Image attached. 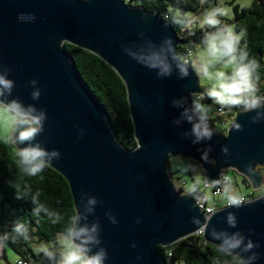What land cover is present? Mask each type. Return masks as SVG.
I'll use <instances>...</instances> for the list:
<instances>
[{"label":"water","instance_id":"95a60500","mask_svg":"<svg viewBox=\"0 0 264 264\" xmlns=\"http://www.w3.org/2000/svg\"><path fill=\"white\" fill-rule=\"evenodd\" d=\"M21 12H30L36 19L18 22ZM140 32L153 42L165 35L177 45L183 42L162 16L125 0H0V66L10 69L9 78L15 85L12 97L45 109L44 131L36 140L49 150H59V161L50 166L68 181L74 204L79 202L81 189L100 201L95 218L108 253L106 264H165L158 246L197 233L192 217L203 220L206 214L191 198H180L173 191L166 174L169 152L198 161L210 178H216L221 168L233 167L251 176L252 188L264 182L257 172L264 163V122L253 124V113L239 114L242 128L230 131L229 136L214 135L200 144L182 137L190 126L171 124L178 110L170 101L198 90L196 80L191 74L183 80L175 74L157 79L154 71L127 56L121 46L130 41L141 43ZM65 42L98 55L124 81L139 149L128 150L119 142L100 103L81 81ZM30 79H36L41 88L38 101L31 100ZM80 130L83 135L78 137ZM208 145L209 159L215 164L200 160ZM221 146L229 148L227 159ZM246 165L254 172L247 173ZM107 209L116 224L104 216ZM228 211L235 213L238 229L259 241L255 251L262 255L257 264H264V194L238 209L219 208L209 227L226 229ZM203 237L209 239L207 231Z\"/></svg>","mask_w":264,"mask_h":264},{"label":"clouds","instance_id":"9594fccd","mask_svg":"<svg viewBox=\"0 0 264 264\" xmlns=\"http://www.w3.org/2000/svg\"><path fill=\"white\" fill-rule=\"evenodd\" d=\"M79 2L87 3V0ZM164 3L162 19L179 33L183 42L177 45L168 35L153 42L140 32L141 43L130 41L121 47L136 63L154 71L157 79L173 74L178 80L190 74L194 76L198 90L170 101L171 107L178 110L171 124L179 126L184 122L190 126L181 136L191 137L192 144L210 141L214 135L229 136L230 131L242 128L237 121L239 114L253 113L250 116L253 124L264 122L261 64L248 48L246 26L234 20V9L250 8L251 0H164ZM35 19L30 12L17 14L18 22L31 23ZM9 72L7 66H0V145L11 150L18 172L35 177L48 165L58 162L60 152L55 148L49 150L36 140L44 131L46 111L12 97L15 85ZM27 86H31V100L38 101L41 95L38 81L30 79ZM82 135L83 130H80L78 137ZM220 150L226 159L231 156L227 146H221ZM210 151L211 145H208L201 152L200 160L215 164V160L209 159ZM166 158V174L173 191L180 198H191L197 207L208 205L209 214L203 220L198 217L191 220L197 226L198 235L207 231L209 239L204 238L201 243H213L215 251L234 264H257L262 254L255 249L260 248V243L237 228L233 211L225 213L226 229L209 227L211 216L218 211L217 202L223 209H238L244 204L243 185L237 179V175L244 173L233 167L221 168L216 178H210L203 165L191 157L169 152ZM245 168L247 173L254 172L251 165ZM244 179L249 186L252 184L250 175H244ZM7 183L15 200H30L29 215L35 218V225L22 216L0 225V248L23 242L37 258L35 264H106L108 253L102 246L101 225L95 218V209L100 203L97 197L81 189L78 204L75 202L71 213L65 217L51 211L40 200L39 191L29 195L27 185L11 180ZM259 190L264 192V184ZM104 216L110 223H117L110 209L105 210ZM43 219L59 225L46 239L38 235ZM135 246L133 243L132 247ZM17 264L31 262L18 260Z\"/></svg>","mask_w":264,"mask_h":264},{"label":"trees","instance_id":"16d2710c","mask_svg":"<svg viewBox=\"0 0 264 264\" xmlns=\"http://www.w3.org/2000/svg\"><path fill=\"white\" fill-rule=\"evenodd\" d=\"M125 1L128 5L141 6L160 16L165 9L164 0ZM234 13V20L247 28L248 48L261 64L260 87L264 90V0H253L250 8L242 11L234 9ZM64 47L78 69L81 81L100 103L119 142L128 150L135 149L137 141L124 81L98 55L68 42L64 43ZM9 180L22 186L27 185L30 189L29 195L39 191L40 200L45 202L51 211L65 217L71 213L74 206L73 195L68 181L59 171L48 165L35 177L24 176L15 168L11 150L5 145H0V225L8 223L15 216L25 217L29 223L35 225V218L29 215L30 200H15L7 183ZM249 195L250 198H255L253 191ZM58 227L59 225L43 219L38 228V235L46 239L57 231ZM203 239V235L195 233L169 246H158V251L165 264H234L230 258L217 253L214 244L201 243ZM7 246L20 258L35 264L37 258L32 249L23 242L9 243Z\"/></svg>","mask_w":264,"mask_h":264},{"label":"rangeland","instance_id":"374dc122","mask_svg":"<svg viewBox=\"0 0 264 264\" xmlns=\"http://www.w3.org/2000/svg\"><path fill=\"white\" fill-rule=\"evenodd\" d=\"M253 0H251L252 3ZM238 172V171H237ZM257 172L260 174L262 177V180L264 181V163L263 165H258L257 167ZM237 179L241 181L243 187H242V192L245 195V198L247 200L252 199L250 198L249 193L253 191V194L255 197H258L260 195H263L264 192H261L259 190V187L264 184V182L257 188H252V185H248L247 181L244 179V175H237ZM217 206H221L219 202L216 203ZM4 249V250H3ZM5 252V254H4ZM19 256L8 246L4 248H0V264H14Z\"/></svg>","mask_w":264,"mask_h":264},{"label":"built area","instance_id":"2783aa9c","mask_svg":"<svg viewBox=\"0 0 264 264\" xmlns=\"http://www.w3.org/2000/svg\"><path fill=\"white\" fill-rule=\"evenodd\" d=\"M179 37H180V35H179ZM180 38H181V37H180ZM180 44H181V43H180ZM249 200H250V199H249ZM249 200H247V199L245 198V202H247V201H249ZM245 202H244V203H245ZM216 207H217V209L220 208V207L217 206V205H216ZM207 208H208V205H204V206L200 207V209H201L206 215L209 214L208 211H207ZM18 260H23V261H25V262H30L29 260L24 259V258H19ZM18 260H17L14 264H17Z\"/></svg>","mask_w":264,"mask_h":264},{"label":"crops","instance_id":"0c3cea01","mask_svg":"<svg viewBox=\"0 0 264 264\" xmlns=\"http://www.w3.org/2000/svg\"><path fill=\"white\" fill-rule=\"evenodd\" d=\"M3 250H4V249H3ZM4 254H5V252H4ZM19 258H20V257H19ZM19 258H18V259H19ZM18 259H17V260H18Z\"/></svg>","mask_w":264,"mask_h":264}]
</instances>
